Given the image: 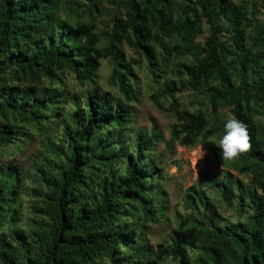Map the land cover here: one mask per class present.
<instances>
[{
	"label": "rangeland",
	"instance_id": "1",
	"mask_svg": "<svg viewBox=\"0 0 264 264\" xmlns=\"http://www.w3.org/2000/svg\"><path fill=\"white\" fill-rule=\"evenodd\" d=\"M217 1L220 7L229 3L234 6L238 19L234 28L245 57L249 64L263 67L264 73V0H173L169 20L172 28L166 32L163 22L156 16L159 5L139 3L138 10L145 14L151 30L149 45L154 56L151 64L134 40L126 36L128 31L118 25V20H124L128 11L125 3L59 0L57 17L71 26L85 27L92 34V48L98 53L99 65L90 80H79L67 69L56 70L51 77L41 76L34 82L14 74L12 67L0 71V89L10 87L15 90L32 85L45 88L56 96L54 105L43 110L40 129L34 123H24L18 112L6 111L0 116V125H13L19 133L7 145L0 146V169L4 165L14 167L13 176L3 186L5 194H10V190L13 192L0 218V247L18 248L14 233L29 241L33 233L44 231L51 223L45 212L48 187L44 177L65 167L68 150L64 129L69 114L82 107L92 88L107 93L110 99L119 97L113 76L115 66L106 52L108 49L118 52L119 62L131 74L126 81L136 93V101L125 103L131 110V117L122 130L125 140L122 146L127 154L133 155L136 132L141 131L152 139L148 156L156 167L152 178L156 190L152 203V206L156 205L153 220L144 221L133 209L123 217L143 232L141 245L150 264H178L170 250L174 230L186 232L210 225L225 227L244 223L250 213L246 205L249 195L264 207V165L247 155L233 162L224 159L218 162L214 158L212 149L218 147L209 140L213 137L218 140L223 135L221 125L211 136L202 139L198 135L191 145L183 144V134L178 133L180 124L188 122L179 116L184 111L191 115L202 113L206 120L203 129L212 128L214 119L224 124L226 118L232 116L231 104L219 97L220 77L212 70L214 62L225 68L226 77L234 81V86L245 73L232 46L225 47L222 53L210 48L211 19L221 23L217 32L220 41H230L224 32L223 15H216ZM114 24L121 38L110 47L109 35ZM159 39L164 44L162 49L157 44ZM258 78L264 80V76ZM166 84H172L171 90L166 89ZM238 91L239 96L243 91ZM245 95L240 99V109L254 120L258 136L264 140V94L249 90ZM258 147L264 154V144ZM204 151L207 155L201 159ZM118 158L105 176L108 173L110 178L122 176L124 158ZM217 182L221 185H216ZM189 187L202 191L207 204L187 201ZM88 188L95 190L91 185ZM227 188L231 196L227 195ZM239 194L242 200H239ZM200 238L199 235L195 242L184 246L191 264H199L203 256L199 250ZM119 250L124 248L121 246ZM16 252L17 262L22 263V250L19 248ZM87 264L111 262L105 256L97 255Z\"/></svg>",
	"mask_w": 264,
	"mask_h": 264
},
{
	"label": "trees",
	"instance_id": "2",
	"mask_svg": "<svg viewBox=\"0 0 264 264\" xmlns=\"http://www.w3.org/2000/svg\"><path fill=\"white\" fill-rule=\"evenodd\" d=\"M113 4L125 3L128 11L124 20H117L130 38L141 48L142 54L151 64L154 59L149 45L151 30L138 4L159 5L156 16L163 22L164 32L170 31V13L173 0H107ZM199 1V0H198ZM59 0H0V71L12 67V72L34 82L39 77H51L56 70L67 69L79 80H90L98 68V53L92 48V34L85 27L71 26L56 15ZM216 15L224 17V32L230 41L217 37L221 23L210 20V48L222 53L225 47L232 46L243 64L244 75L235 85L226 77V70L214 62L212 70L220 77L219 97L231 104L232 116L249 126L252 137V150L247 157L264 165V154L259 144L257 125L252 118L240 109V99L246 92L254 90L264 94L263 67L249 64L244 48L234 28L238 19L234 6L220 7L218 1ZM111 29L108 44L113 47L121 38ZM170 29V30H169ZM163 48V41L157 40ZM114 62L113 76L119 97L108 98L107 93L92 88L84 99L81 108L68 116L64 129L68 155L64 168L49 177H44L48 187L45 194V212L51 223L44 231L33 233L29 241L16 234L18 248L0 247V264H87L97 255L108 258L111 264H150L141 245L142 231L128 224L123 217L133 209L144 221H152V203L156 191L152 178L156 167L149 160L152 139L138 131L133 136L134 154L129 155L122 146V130L130 123L131 110L125 103L136 101V93L126 81L131 75L128 68L119 62L116 50H106ZM172 84L165 87L171 90ZM237 90H242L237 95ZM238 91V92H239ZM56 96L45 88L32 85L12 89H0V116L6 111L18 112L24 123H34L37 129L42 126L43 110L52 107ZM213 101L211 104L213 105ZM188 122L181 123L178 133L181 142L191 145L198 135L202 139L211 136L223 122L213 120L214 126L203 129L206 120L202 113L191 115L184 111L181 115ZM18 130L13 125H0V146H5ZM216 161L222 162V150L213 148ZM120 158H124L123 174L119 178L105 176ZM14 167L4 165L0 169V218L9 205L11 193L5 194L3 186L13 176ZM95 188L92 191L88 186ZM216 185H221L217 182ZM231 196L229 188L226 189ZM187 201L207 204V197L194 187L187 189ZM242 200L241 194L238 196ZM158 202V201H157ZM250 213L241 224L225 227L210 225L204 229L192 228L186 232H172L170 250L177 257L178 264H191L184 246L195 242L200 235L199 250L203 255L199 264H264V207L249 195L246 202ZM133 243L134 245H130ZM124 250L120 251L119 247ZM22 250L23 262L18 263L16 254Z\"/></svg>",
	"mask_w": 264,
	"mask_h": 264
},
{
	"label": "clouds",
	"instance_id": "3",
	"mask_svg": "<svg viewBox=\"0 0 264 264\" xmlns=\"http://www.w3.org/2000/svg\"><path fill=\"white\" fill-rule=\"evenodd\" d=\"M209 142L220 148L222 158L229 162L240 159L252 150L249 126L235 116H228L223 125V135L218 140L215 137L210 138ZM205 155L207 152H202L201 159Z\"/></svg>",
	"mask_w": 264,
	"mask_h": 264
}]
</instances>
